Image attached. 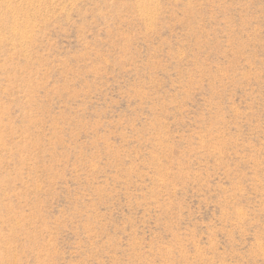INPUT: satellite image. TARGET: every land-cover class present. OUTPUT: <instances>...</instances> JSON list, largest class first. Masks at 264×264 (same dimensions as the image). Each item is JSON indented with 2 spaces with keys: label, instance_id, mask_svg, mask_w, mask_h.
Returning <instances> with one entry per match:
<instances>
[{
  "label": "rangeland",
  "instance_id": "obj_1",
  "mask_svg": "<svg viewBox=\"0 0 264 264\" xmlns=\"http://www.w3.org/2000/svg\"><path fill=\"white\" fill-rule=\"evenodd\" d=\"M0 264H264V0H0Z\"/></svg>",
  "mask_w": 264,
  "mask_h": 264
}]
</instances>
